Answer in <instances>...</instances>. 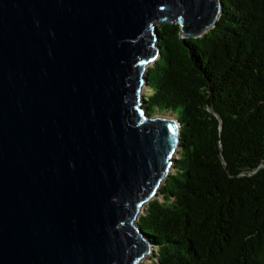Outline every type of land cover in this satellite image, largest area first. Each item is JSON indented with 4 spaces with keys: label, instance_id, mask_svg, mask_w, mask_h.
Returning <instances> with one entry per match:
<instances>
[{
    "label": "water",
    "instance_id": "water-1",
    "mask_svg": "<svg viewBox=\"0 0 264 264\" xmlns=\"http://www.w3.org/2000/svg\"><path fill=\"white\" fill-rule=\"evenodd\" d=\"M223 0H0V264H144L138 219L179 152L145 106L159 25L213 28Z\"/></svg>",
    "mask_w": 264,
    "mask_h": 264
},
{
    "label": "trees",
    "instance_id": "trees-1",
    "mask_svg": "<svg viewBox=\"0 0 264 264\" xmlns=\"http://www.w3.org/2000/svg\"><path fill=\"white\" fill-rule=\"evenodd\" d=\"M145 106L182 124L179 157L138 219L144 264H264V0H223L216 25H159Z\"/></svg>",
    "mask_w": 264,
    "mask_h": 264
},
{
    "label": "rangeland",
    "instance_id": "rangeland-1",
    "mask_svg": "<svg viewBox=\"0 0 264 264\" xmlns=\"http://www.w3.org/2000/svg\"><path fill=\"white\" fill-rule=\"evenodd\" d=\"M152 65H153V64H150L149 68H150ZM148 90H149V89L147 88V89L145 90V93H146V91H148ZM156 113H159V112H156ZM167 113H171V112H167ZM174 157H175V158H178V157H179V153L175 154ZM172 171H173V169L171 170V172H172ZM157 197H158V198H162V195L159 194ZM157 197H155V198H157ZM142 213H144V211H142L141 214H142ZM149 255H151V254H149ZM149 255H148V256L146 257V259L144 260V263L150 262Z\"/></svg>",
    "mask_w": 264,
    "mask_h": 264
}]
</instances>
